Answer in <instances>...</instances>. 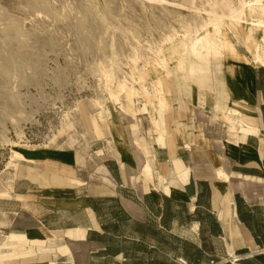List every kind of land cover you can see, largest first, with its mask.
<instances>
[{"label":"crops","instance_id":"crops-1","mask_svg":"<svg viewBox=\"0 0 264 264\" xmlns=\"http://www.w3.org/2000/svg\"><path fill=\"white\" fill-rule=\"evenodd\" d=\"M253 27L243 31L249 50V35L258 34ZM217 33L208 27L190 44L176 36L159 53L165 68L168 48L198 59L191 73L203 71L201 61L209 64L213 80L203 89L204 103L198 88L191 97L179 94L173 77L166 103L157 76L145 96L158 82L160 100H153L161 111L169 105L166 113L137 105V97L127 105L138 121L130 113L112 116L110 134L87 109L79 114V133L31 131L35 139L14 162L24 163L12 190L0 185V214L8 216L4 230L32 238L33 249L56 237L57 251L37 253L38 264H221L214 257L219 243L227 258L264 262V67L247 64L245 55L226 62L221 54L232 45L222 29ZM223 40L225 49L216 46Z\"/></svg>","mask_w":264,"mask_h":264},{"label":"rangeland","instance_id":"rangeland-1","mask_svg":"<svg viewBox=\"0 0 264 264\" xmlns=\"http://www.w3.org/2000/svg\"><path fill=\"white\" fill-rule=\"evenodd\" d=\"M242 1L0 0V185L3 191L12 190L18 167L24 163L19 162V166L7 169L12 150L18 151L29 146L31 138L35 139L33 133H47L50 130L54 134L57 131L56 138L74 128L79 133L78 117L87 109L91 114L89 120L95 118L110 134L112 116L119 120V113H132L133 106H129L130 110L123 106L127 103L123 97L122 102L114 99L105 86L107 84L101 71L106 75L114 73L121 79L126 78L139 89L137 105L150 106L154 114L161 110L153 99L145 96V91H140V78L141 83L149 89L148 82L151 79L162 77L168 104L169 77H173L179 94L190 96L195 92L193 88H198L199 101L204 103L203 89L205 85L212 84L210 79L213 80L209 64L204 65L201 61L203 71L191 73L190 64L193 61L198 63V59L184 51L169 52L166 46L168 49L162 53L168 63V68H165L157 58L160 52L150 48V44L160 45L170 28L174 27L178 32L177 39L190 44L193 30L202 21L208 24L210 19H217L223 34L234 48L221 54L225 61L235 62L240 60L238 55H245L243 60L247 64L258 66L254 60L255 54L247 49L243 31L248 25H255V22L264 24V16L258 10L249 8L236 14ZM182 24L187 26V30H181ZM193 24L195 26H191ZM255 41L264 47L260 31ZM133 43L137 46L138 54L134 51L136 48H132ZM240 47L247 55L243 54ZM146 55L151 59L143 60L144 57L150 58ZM126 58L129 62H126ZM97 61L105 66L97 67ZM167 71H170L169 76ZM192 79L195 80L194 85ZM168 106L161 112H168ZM220 108L222 113L226 111L225 105ZM135 110L142 112L144 106L142 109L136 107ZM228 117L237 120L236 116ZM11 118L17 121V127ZM134 118L138 121L136 116ZM35 120L39 122L35 123ZM133 128L136 130L138 126ZM98 129L101 131L100 127ZM97 134L103 136L99 132ZM92 170V167L87 169V174ZM94 182L97 183L96 180ZM7 217L0 214V221L4 222L0 226V239L6 234L8 239L14 241V246L6 244L2 248L0 264H38L37 253L54 254L57 249L55 246L60 245L52 235L48 237L44 250L33 249L32 238L4 230L8 224ZM180 236L190 238L185 234ZM214 252V257L220 261L230 264L237 262V256H224L223 243L216 244Z\"/></svg>","mask_w":264,"mask_h":264},{"label":"bare ground","instance_id":"bare-ground-1","mask_svg":"<svg viewBox=\"0 0 264 264\" xmlns=\"http://www.w3.org/2000/svg\"><path fill=\"white\" fill-rule=\"evenodd\" d=\"M242 1V0H241ZM242 5V4H241ZM243 5L245 6V7H247V9L249 8V9H251L252 11H256V10H258L263 16H264V0H250V1H246L245 2V4H244V2H243ZM256 6H258V8L256 7ZM245 7L244 8H239V9H237V14H239V12H241V11H243L244 9H245ZM193 23H194V21H193ZM196 23V22H195ZM220 23H221V21H220ZM200 24V23H199ZM197 25V24H196ZM181 26V25H180ZM191 26H195V24H193V25H191ZM254 27H253V29L256 31V27L258 28V29H260V30H258V31H260V32H262V36H263V38H264V24H262L261 22H255V25H253ZM208 27H212L213 29H214V32H218L220 29H221V27H220V24H219V21H217V19H215V20H209V22H208V24L206 23V22H203L202 21V24H200V26H198V27H196L194 30H193V35H200V32L201 31H203V30H205L206 28H208ZM174 28V27H173ZM173 28H170V30L164 35V37H163V39H162V41H161V44L160 45H154V46H152L153 44H150V48H152V49H157L158 51L157 52H160L161 51V49H162V47L165 45V44H167L169 41H171V40H173V38H175L176 36H178V32L175 30V29H173ZM183 29H186L187 30V26L186 25H183L182 24V28H181V30H183ZM180 30V29H179ZM178 30V31H179ZM184 32V31H183ZM188 32V31H187ZM180 34H181V31H180ZM185 34V33H184ZM218 34V33H217ZM182 35V34H181ZM249 48H250V50H252L253 52H254V54H255V56H254V60H255V62H256V64L257 65H260V66H263L264 67V47L262 46V45H260V44H258L256 41H255V39H254V37L253 36H251V35H249ZM133 44H134V46H133ZM131 46H133L132 48H136V50H134V51H136L135 53H137L138 54V49H137V46L135 47V43H133ZM157 44H159V43H157ZM137 45V44H136ZM139 45V44H138ZM221 45H223V47L222 48H224L225 49V47H226V42L223 40L222 42H220V41H216V46H221ZM148 48H149V46H148ZM231 49L233 50L234 48L233 47H231ZM133 51V52H134ZM149 51V50H148ZM147 51V52H148ZM151 51H149V53H150ZM134 53V54H135ZM137 54H136V56H137ZM139 54H141V53H139ZM151 54H155L154 53V51H153V53L151 52ZM113 56V55H112ZM146 56H148V58L150 57L149 55H146ZM156 56V55H155ZM159 57V59H160V56L158 55L157 56V58ZM113 58V57H112ZM133 58V57H132ZM138 57H136V59H137ZM141 58V57H140ZM143 58V57H142ZM115 59V58H114ZM127 59V58H126ZM144 59H146L147 60V58L146 57H144ZM149 59H151V57L149 58ZM158 60V59H157ZM156 60V61H157ZM98 62V61H97ZM96 62V63H97ZM120 62V61H119ZM126 62H128V59L126 60ZM112 64H113V62H112ZM116 64V63H115ZM114 64V65H115ZM120 64H124V63H120ZM126 65H127V63H125ZM96 66L97 67H103V66H105L102 62H98L97 64H96ZM116 66V65H115ZM111 67V66H110ZM117 67V66H116ZM105 71V70H104ZM119 71V70H118ZM100 73V72H99ZM98 73V74H99ZM101 73L103 74V77L105 78V82H106V84L107 85H105L106 86V88H109V90H110V92H111V94L114 96V97H116L115 95H119V96H121V97H123V100L125 101V102H127V103H125V104H123V106H125L126 108H128L129 109V106L127 105L129 102L130 103H134V99L135 98H137V96H140V94H139V89H134V87H133V85L132 84H130L129 82H128V80L126 79V78H123V79H121L120 77H118V76H116V75H114V73L112 74V73H110V74H104L102 71H101ZM105 73H106V71H105ZM108 86V87H107ZM139 88H140V91H142V92H149L147 89H146V86H144V84H140L139 85ZM144 92V93H145ZM160 93H161V91H160V88H159V84H158V82H156V83H153V85H152V93H149V98H151V99H158V100H160ZM18 97V96H17ZM121 97H120V100H117V102H122V100H121ZM122 104V103H121ZM78 105H79V103H78ZM132 113V115L134 114V110L133 111H131ZM136 113V112H135ZM230 113H232V114H236V115H239V112H237L236 110H230ZM24 114V113H23ZM22 114H20V116H21ZM24 116V115H23ZM11 117V116H10ZM10 117H9V119H10ZM11 121H12V123H14L15 125H16V123H17V121L14 119V118H11ZM14 126V125H13ZM16 127H17V125H16ZM21 159V153L20 152H18V151H16V150H12V154H11V161L8 163V165H7V169L9 168V167H13L14 166V162L15 161H18V160H20ZM220 189L223 191V187L221 186L220 187ZM1 196H7L6 195V193H3V195H1ZM2 225H4V222L3 221H0V226H2ZM6 244H10L11 245V247H13L14 246V241L13 240H10V239H8V237L6 236V234H3L2 235V239H0V251L2 250V248L6 245ZM12 249H14V248H12ZM236 257V256H235ZM1 258V257H0Z\"/></svg>","mask_w":264,"mask_h":264},{"label":"trees","instance_id":"trees-1","mask_svg":"<svg viewBox=\"0 0 264 264\" xmlns=\"http://www.w3.org/2000/svg\"><path fill=\"white\" fill-rule=\"evenodd\" d=\"M243 262H245L244 264H248V263H246V262H247L246 259H241V260L235 262L234 264H242ZM226 264H230V263H226ZM249 264H250V263H249Z\"/></svg>","mask_w":264,"mask_h":264},{"label":"built area","instance_id":"built-area-1","mask_svg":"<svg viewBox=\"0 0 264 264\" xmlns=\"http://www.w3.org/2000/svg\"><path fill=\"white\" fill-rule=\"evenodd\" d=\"M242 258L241 257H238V259H236V261H239V260H241ZM227 262H224V264H226ZM221 264H223V263H221Z\"/></svg>","mask_w":264,"mask_h":264}]
</instances>
